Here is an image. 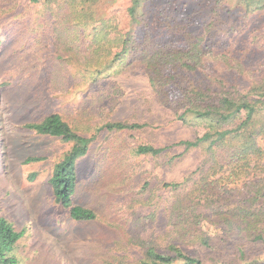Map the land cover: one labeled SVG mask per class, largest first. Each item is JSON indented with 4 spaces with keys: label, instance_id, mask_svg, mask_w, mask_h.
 Returning a JSON list of instances; mask_svg holds the SVG:
<instances>
[{
    "label": "rangeland",
    "instance_id": "obj_1",
    "mask_svg": "<svg viewBox=\"0 0 264 264\" xmlns=\"http://www.w3.org/2000/svg\"><path fill=\"white\" fill-rule=\"evenodd\" d=\"M130 1L99 0L95 15L97 19L115 16L119 28L129 31L137 42L149 31L152 38L179 46L181 26L187 23L188 31L200 34L213 17L217 18L215 44L210 39L203 43L217 51L234 54L247 49L252 34H264V0L250 10L232 0H146L142 11L146 21L140 25L129 21ZM36 8L30 0H0V215L17 230H24L14 248L16 264H137L143 255L140 245L122 240L105 219L72 220L68 210L54 202L49 178L53 164L70 144L37 134L25 123L42 120L52 112L74 126H99L106 121L148 123L133 132L99 131L79 160V189L73 203L92 208L120 226L121 218L131 213L147 218L138 236L150 243L162 241L167 222L164 201L174 193L162 182L198 175L200 154L194 150L169 163L165 158L134 154L132 148L140 141L161 146L190 138L192 133L158 104L140 66L131 65L115 74L111 69L95 84L72 79L69 65L66 69L53 61L51 40L35 42L28 33L27 24L36 18ZM165 18L171 28L165 26ZM234 25L237 28L227 33ZM249 46L246 62L258 72V81L264 74V51ZM227 77L242 88L252 80ZM176 90L171 85L168 88V92ZM105 161L117 177H111L110 171L97 181ZM262 162L264 166V158Z\"/></svg>",
    "mask_w": 264,
    "mask_h": 264
},
{
    "label": "trees",
    "instance_id": "obj_2",
    "mask_svg": "<svg viewBox=\"0 0 264 264\" xmlns=\"http://www.w3.org/2000/svg\"><path fill=\"white\" fill-rule=\"evenodd\" d=\"M145 1H130L126 12L131 24L146 21L142 12ZM259 1L232 0L245 10ZM30 2L37 7V14L27 24L28 33L35 42L51 40L53 61L61 67L69 65L72 79L95 84L111 69L115 74L131 65L140 66L158 104L190 128V138L165 145L140 141L132 148L134 154L165 158L169 163L194 150L200 154L195 170L198 175L185 174L178 181L162 182L174 193L164 201L167 222L162 241L150 243L138 236L147 218L131 213L121 218L120 226L98 216L92 208L73 203L79 189V160L99 131L133 132L148 127V123L106 121L99 126H74L52 112L25 126L70 144L53 164L49 178L54 202L66 208L72 220L105 219L122 240L140 245L143 255L137 264H264V74L255 80L258 72L250 68L245 57L249 45L264 51V34H252L247 49L234 54L217 51L203 43L210 39L215 44L217 18L213 17L200 34L188 31L187 23L181 26L179 46L152 38L149 31L137 42L129 31L119 28L115 16L97 19L95 5L99 0ZM167 21L165 18V26L171 28ZM234 26L227 33L237 28ZM229 74L252 80L242 88L228 79ZM170 85L176 92H168ZM111 169L105 161L96 180ZM115 174L111 171V177H117ZM147 185L144 182L143 187ZM23 234L24 230H17L0 215V264L17 263L14 248Z\"/></svg>",
    "mask_w": 264,
    "mask_h": 264
}]
</instances>
